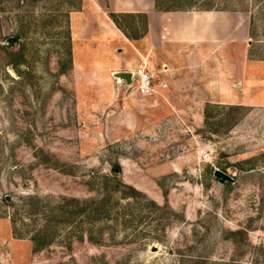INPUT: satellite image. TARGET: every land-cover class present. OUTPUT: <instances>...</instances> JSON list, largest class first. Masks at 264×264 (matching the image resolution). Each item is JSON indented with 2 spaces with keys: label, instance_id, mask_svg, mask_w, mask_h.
<instances>
[{
  "label": "rangeland",
  "instance_id": "374dc122",
  "mask_svg": "<svg viewBox=\"0 0 264 264\" xmlns=\"http://www.w3.org/2000/svg\"><path fill=\"white\" fill-rule=\"evenodd\" d=\"M157 2L247 11L264 57V0ZM102 6L0 0V264H264V106L168 48L148 59L168 87L138 94Z\"/></svg>",
  "mask_w": 264,
  "mask_h": 264
},
{
  "label": "crops",
  "instance_id": "0c3cea01",
  "mask_svg": "<svg viewBox=\"0 0 264 264\" xmlns=\"http://www.w3.org/2000/svg\"><path fill=\"white\" fill-rule=\"evenodd\" d=\"M101 2L107 13L145 19L144 48H139L136 40H129L107 17L108 27L129 43L130 47L120 51L127 65L137 61L136 67L144 60L150 67L148 59L152 53L168 48L178 53L183 61H193L190 66L224 69L219 72L225 84V94L218 98L220 101H228L226 103L231 105L264 106V57L251 55L253 43L247 11L165 9L158 6L157 0ZM188 50H192L189 55L185 54Z\"/></svg>",
  "mask_w": 264,
  "mask_h": 264
},
{
  "label": "built area",
  "instance_id": "2783aa9c",
  "mask_svg": "<svg viewBox=\"0 0 264 264\" xmlns=\"http://www.w3.org/2000/svg\"><path fill=\"white\" fill-rule=\"evenodd\" d=\"M124 71L131 73V81L128 85L142 96L150 95L157 90H164L168 87L167 80L162 78L159 75L160 73H156L150 68L144 60L133 69Z\"/></svg>",
  "mask_w": 264,
  "mask_h": 264
},
{
  "label": "trees",
  "instance_id": "16d2710c",
  "mask_svg": "<svg viewBox=\"0 0 264 264\" xmlns=\"http://www.w3.org/2000/svg\"><path fill=\"white\" fill-rule=\"evenodd\" d=\"M112 21L115 23V25L125 34V36L129 39V40H136L138 37L137 35H135V32L132 31L130 32L124 25V21L123 19L126 18V17H135L133 15H130V14H115V13H109ZM144 19V18H143ZM144 34L146 32V23H145V19H144ZM12 44V43H11ZM14 60L15 62L18 61V60H21V59H12ZM13 62V61H12ZM119 184H121V181H117ZM37 198V197H36ZM31 240L33 241L35 247H39L41 244H40V237L37 234H34L32 235L31 237Z\"/></svg>",
  "mask_w": 264,
  "mask_h": 264
},
{
  "label": "water",
  "instance_id": "95a60500",
  "mask_svg": "<svg viewBox=\"0 0 264 264\" xmlns=\"http://www.w3.org/2000/svg\"><path fill=\"white\" fill-rule=\"evenodd\" d=\"M114 74L119 80H125L126 83H130V81H131V73L128 71H118V72H115ZM214 175L217 177H226L227 178V176L219 170H215Z\"/></svg>",
  "mask_w": 264,
  "mask_h": 264
}]
</instances>
